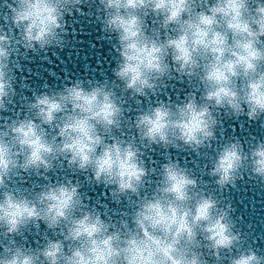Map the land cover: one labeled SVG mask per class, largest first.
Returning <instances> with one entry per match:
<instances>
[{
	"label": "clouds",
	"instance_id": "1",
	"mask_svg": "<svg viewBox=\"0 0 264 264\" xmlns=\"http://www.w3.org/2000/svg\"><path fill=\"white\" fill-rule=\"evenodd\" d=\"M77 17L110 78L25 95ZM238 183L264 190V0H0V264H264Z\"/></svg>",
	"mask_w": 264,
	"mask_h": 264
},
{
	"label": "water",
	"instance_id": "2",
	"mask_svg": "<svg viewBox=\"0 0 264 264\" xmlns=\"http://www.w3.org/2000/svg\"><path fill=\"white\" fill-rule=\"evenodd\" d=\"M69 24L78 30L77 40L74 43L75 51L69 54L67 49L64 51L57 49L60 60L49 54L48 62L38 57L31 63L26 62L22 73L27 80L26 87H24L25 95L30 96L32 91L39 93L45 83L58 86L60 81L50 76L49 71L58 76L68 73L76 79L84 78L85 73L95 79L110 78L116 53L109 54L111 45L100 38L102 34L99 32V25H93L87 17H77L75 20L70 18ZM93 44L96 47H92ZM61 60L64 62L61 63ZM97 60L100 61L99 66H97ZM85 65L88 67L86 68ZM250 131H255L259 135V130L256 128ZM100 191L99 188H95L94 192L92 187L86 189V192L93 195L94 199H102L99 196ZM223 195L235 208L236 215L243 218L239 225L241 229L247 230L250 223L256 226L254 235L260 247L264 248V190L251 183H238L236 189ZM111 206L115 207V205ZM249 239L251 241L252 237Z\"/></svg>",
	"mask_w": 264,
	"mask_h": 264
}]
</instances>
